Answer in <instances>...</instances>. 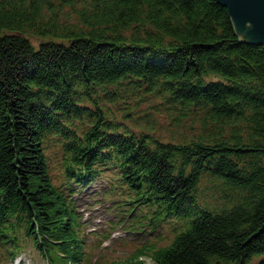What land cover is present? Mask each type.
Instances as JSON below:
<instances>
[{"label":"trees","instance_id":"16d2710c","mask_svg":"<svg viewBox=\"0 0 264 264\" xmlns=\"http://www.w3.org/2000/svg\"><path fill=\"white\" fill-rule=\"evenodd\" d=\"M108 85L162 96L199 131L164 141L119 130L97 104ZM106 171L124 214L111 228L146 206L176 224L168 244L119 264H264V45L224 4L0 0V236L12 254L24 233L51 264H105L90 258L72 196ZM204 181L218 198H204Z\"/></svg>","mask_w":264,"mask_h":264},{"label":"rangeland","instance_id":"374dc122","mask_svg":"<svg viewBox=\"0 0 264 264\" xmlns=\"http://www.w3.org/2000/svg\"><path fill=\"white\" fill-rule=\"evenodd\" d=\"M31 41L38 45L40 38L27 34ZM97 104L105 110V114L112 123L118 125L119 130L128 129L137 134L143 131L150 132L154 137L168 141L178 139L179 136H190L199 131V121L193 116L178 119V111L162 98L154 94H145L143 90L117 89L114 85H108L106 89L99 90L96 95ZM95 110L96 104L82 103ZM78 132L88 127V119H76L72 125ZM52 173L58 176L62 173L63 153L58 143L48 145L46 149ZM112 175L109 172L95 179L90 185L76 187L77 192L72 196L75 210L83 224L84 243L89 245L90 258L92 261L101 259L105 264L127 262L143 245L168 244L175 234V222L160 220L154 213L157 207H137L129 215L135 219L123 217V223L119 222L123 206H118L121 200L119 189L113 187ZM202 195L207 200L219 197L220 192H215L212 182L204 181ZM122 207V208H121ZM153 214V218L151 219ZM149 215V216H148ZM149 217L140 226L136 221ZM136 223L137 227L130 228V223ZM109 233L108 237L103 234ZM20 251L12 254L11 242L4 236H0L1 264H51L40 252L32 239L21 233L19 235ZM150 256L142 255L140 260L151 264ZM130 264V263H128Z\"/></svg>","mask_w":264,"mask_h":264},{"label":"water","instance_id":"95a60500","mask_svg":"<svg viewBox=\"0 0 264 264\" xmlns=\"http://www.w3.org/2000/svg\"><path fill=\"white\" fill-rule=\"evenodd\" d=\"M233 18L237 31L249 42L264 45V0H218Z\"/></svg>","mask_w":264,"mask_h":264}]
</instances>
